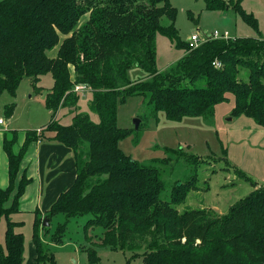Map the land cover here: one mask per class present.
Wrapping results in <instances>:
<instances>
[{
    "label": "trees",
    "instance_id": "obj_1",
    "mask_svg": "<svg viewBox=\"0 0 264 264\" xmlns=\"http://www.w3.org/2000/svg\"><path fill=\"white\" fill-rule=\"evenodd\" d=\"M243 1L205 0V9L232 11L256 38L209 40L190 49L178 38L177 12L170 0H0V96L14 97L25 78L34 87L44 75L53 79L44 100L50 121L40 134L26 131L20 151L14 153L18 131L3 133L7 186L0 187V221L5 219L6 230L0 264H23L24 237L14 231L20 224L9 217L18 212L28 184L24 172L16 179L33 142L63 145L75 160L73 184L45 213L48 221L65 217L51 237L54 244L61 243L72 219L85 218V237L100 228L97 247L129 252L127 262L140 258L142 264H264V209L243 208L250 207L248 196L257 192L232 205L225 215L211 209L179 212L176 206L195 190L194 180L176 184L169 200L160 199L165 184L159 172L119 148L134 128L117 125V105L128 98H142L147 108L139 117L138 131L142 124L157 120L159 112L176 122L204 116L231 94V115L250 118L264 129V39ZM162 18L170 25L162 26ZM158 34L185 52L164 71L156 64ZM132 67L141 68L145 77L130 81L127 72ZM77 85L86 91L76 92ZM82 93L90 95L97 123L87 114L74 113ZM13 108L14 104L5 106L4 113L10 116ZM59 111L74 113L69 125L58 122ZM35 215L31 237L37 264H56L43 246L42 221ZM47 228L43 227L45 233ZM94 247L85 250L90 264L99 261Z\"/></svg>",
    "mask_w": 264,
    "mask_h": 264
},
{
    "label": "rangeland",
    "instance_id": "obj_2",
    "mask_svg": "<svg viewBox=\"0 0 264 264\" xmlns=\"http://www.w3.org/2000/svg\"><path fill=\"white\" fill-rule=\"evenodd\" d=\"M170 2L177 12L174 28L178 38L183 42L192 34L202 35L204 32L213 31L228 32L231 39L257 37L255 32L232 11L225 13L207 11L205 0ZM242 7L247 13H253L258 20L261 33L259 35L264 39V0H244ZM161 25L167 27L170 21L162 18ZM155 42L156 64L159 71H164L185 54L184 51L175 48L172 40L166 36L158 34ZM69 70L72 76L73 69L70 67ZM243 75L245 79L246 75ZM127 77L130 81H137L145 77V72L139 67H132L128 70ZM52 85L53 79L49 74L40 77L35 87L31 79L25 78L18 85L14 97L8 93L0 96V118L8 123L10 130H18L17 142L13 146L14 153L20 151L26 131L39 129L49 123L50 114L44 107V100ZM227 98L226 102L215 106L209 114L201 117H184L177 122L170 121L163 112H159L157 120H150L146 127L142 124L140 130L134 129L130 136L119 143V148L126 156L159 172L165 184L160 195V199L164 201L169 200L170 192L176 184H186L194 180L195 190H190L185 201L176 206L179 212L211 209L218 215H225L232 205L247 197L252 191L257 193L248 196L250 207L244 205L243 208H250L252 212L264 209V129L250 118L232 116L234 97L227 94ZM10 104H14V108L10 116H7L4 113L5 106ZM146 110V105L140 97L128 98L123 105L118 104V127L133 130V120L140 119ZM74 113L87 114L92 122H98L97 115L90 109L88 93L80 94ZM74 113L68 115L64 111L58 112L57 120L61 125H69ZM6 129L0 131L2 185L7 180V159L1 145L3 133L8 132ZM36 133L39 135L40 130ZM6 135L8 139L11 138V135ZM8 206L9 203L6 204V207ZM9 219L25 221L24 227L14 229L15 232L24 233L22 235L25 241L23 254L25 264L31 235L29 220L15 215H11ZM85 220L72 219L65 236L58 244L51 242V237L57 224L64 222L63 215L54 216L49 221L48 230L43 236L48 245L42 243L54 256L56 264H90L86 251H81L85 246H93L84 240ZM5 230L6 221L1 219V244L4 241ZM101 231L100 228L91 229L89 242L94 238L95 242H98L100 239L96 237ZM97 253L99 256L97 264H142L140 258L127 262L131 256L129 252L113 251L106 247Z\"/></svg>",
    "mask_w": 264,
    "mask_h": 264
},
{
    "label": "crops",
    "instance_id": "obj_3",
    "mask_svg": "<svg viewBox=\"0 0 264 264\" xmlns=\"http://www.w3.org/2000/svg\"><path fill=\"white\" fill-rule=\"evenodd\" d=\"M73 78L74 74L71 76V79ZM48 113L50 114L49 111ZM45 126L36 130L29 131H39ZM4 127L7 128L6 130H10L8 123H6L5 121ZM23 172L25 173V177L28 180V184L25 186L23 195L18 201V212L12 215H15L17 217H26L29 220V224L31 226V235L28 240V255L27 260H25V264H37V254L31 237L32 226L36 217L35 213H37L41 218V221H43V219L46 218L45 213L57 200L59 195L70 188L76 177L75 160L73 158L71 150L63 145L51 142H33L28 146L27 151L21 161L16 182L19 181ZM1 186H4L5 188L7 186V180L4 181L3 185L0 183V187ZM63 219L65 221L64 216ZM16 220L11 221L20 224L19 227L25 226L24 220ZM19 233L24 234L21 231ZM44 234L45 232L43 230V227H40V239L45 245H48V242L43 237ZM98 234H100L99 236L101 237V232H98ZM99 236H97L96 239H100ZM89 237L91 238L90 231L87 233L86 237L84 235V240L89 241ZM98 242H95V238L93 239V241L91 240V242H88V244L95 246L94 249L96 253L98 252V250L102 249L101 247H97V245H99ZM87 248H92V246H85L81 251H85ZM97 263H99V261Z\"/></svg>",
    "mask_w": 264,
    "mask_h": 264
},
{
    "label": "built area",
    "instance_id": "obj_4",
    "mask_svg": "<svg viewBox=\"0 0 264 264\" xmlns=\"http://www.w3.org/2000/svg\"><path fill=\"white\" fill-rule=\"evenodd\" d=\"M217 39L227 40V39H231V36L229 35L228 32L220 33L218 31H213L211 33L204 32L202 35L196 33V34H192L186 42L190 49H195L202 43H205L209 40H217ZM213 65L217 68L220 67L219 62H215L213 63ZM74 90L76 92H83L86 91V87L83 85H77L74 87ZM4 128H5L4 121L3 119H0V131L4 130Z\"/></svg>",
    "mask_w": 264,
    "mask_h": 264
},
{
    "label": "water",
    "instance_id": "obj_5",
    "mask_svg": "<svg viewBox=\"0 0 264 264\" xmlns=\"http://www.w3.org/2000/svg\"><path fill=\"white\" fill-rule=\"evenodd\" d=\"M133 124H134V129L137 130L138 127H139V124H140V119H137V118L134 119V120H133ZM48 226H49V221H48L47 218H44L43 221H42V225H41V227L46 228V227H48Z\"/></svg>",
    "mask_w": 264,
    "mask_h": 264
}]
</instances>
